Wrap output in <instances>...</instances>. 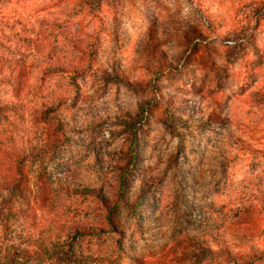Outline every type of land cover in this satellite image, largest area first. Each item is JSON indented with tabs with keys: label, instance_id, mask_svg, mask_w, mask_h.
<instances>
[{
	"label": "rangeland",
	"instance_id": "rangeland-1",
	"mask_svg": "<svg viewBox=\"0 0 264 264\" xmlns=\"http://www.w3.org/2000/svg\"><path fill=\"white\" fill-rule=\"evenodd\" d=\"M87 2L0 0L8 46L0 105L11 107L0 112V170L50 126L67 134L30 166L36 215L16 221L25 224L15 225L16 236L93 222L98 204L67 188H107L112 166L126 161L125 122L133 119L141 156L127 191L133 211L115 217L126 254L182 260L193 237L215 249L222 240L234 251L264 249V156L249 151H264V0H103L101 20ZM92 40L90 61L78 48ZM76 63L84 71L57 69ZM249 205L255 213L235 218ZM112 243L79 249L103 254Z\"/></svg>",
	"mask_w": 264,
	"mask_h": 264
},
{
	"label": "trees",
	"instance_id": "trees-1",
	"mask_svg": "<svg viewBox=\"0 0 264 264\" xmlns=\"http://www.w3.org/2000/svg\"><path fill=\"white\" fill-rule=\"evenodd\" d=\"M102 1L88 0L87 2L88 8L99 20L101 18L97 11ZM7 49L8 46L0 40V64L5 61L4 52ZM78 49L91 61L96 55L97 45L92 40ZM57 69L60 72H67L69 69L72 72L81 73L85 67L76 63L68 66L62 64ZM0 81L8 83L7 80ZM6 109L10 110V105H0V112ZM47 117V123H50V114ZM133 122V119L125 122V127L129 131L128 145L121 153L126 161L112 166L114 172L111 169V179L108 181L107 188L105 190L90 187L67 188L68 193L73 192L85 199L91 198L98 204L95 220L88 222L77 219L51 228L47 234L32 236L25 234V240L23 236H16L14 227L15 225L25 226L24 223L16 221L36 215V212H30L33 210L30 195L35 182L28 171L33 164L40 163L47 156L54 154L65 142L67 134L62 124L57 126L54 124L52 128L51 126L48 128L49 134L40 144L11 152L10 165L5 171L0 170V264H184L183 261L188 260V256L197 258L199 261L217 259L226 264H259L264 261V249L248 252L234 251L223 240L219 242V248L215 249L208 242L196 237L190 238V242L195 246L193 250L184 252L182 260L180 257L166 259L163 254L158 258L160 262L154 260L145 262L130 256L129 253L126 254L124 250L126 229L115 222V217L122 209L133 211L134 200L129 197L127 191L141 157L138 146L139 123L131 127ZM249 151L253 155L262 153L264 156V151L257 149ZM138 193L145 197L143 188L139 189ZM255 212V205L241 206L237 209L235 218H244ZM239 231L247 233L249 227H243ZM107 238L113 242L110 252L103 254L99 252L88 256L79 249L82 241H95L97 244V242H104Z\"/></svg>",
	"mask_w": 264,
	"mask_h": 264
}]
</instances>
